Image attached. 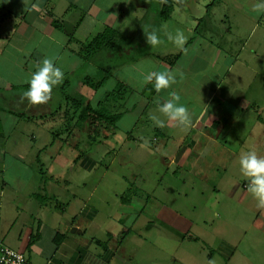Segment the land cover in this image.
I'll use <instances>...</instances> for the list:
<instances>
[{"label": "crops", "instance_id": "crops-1", "mask_svg": "<svg viewBox=\"0 0 264 264\" xmlns=\"http://www.w3.org/2000/svg\"><path fill=\"white\" fill-rule=\"evenodd\" d=\"M255 3L0 2V124L28 127V151H0V241L34 264H264V208L239 165L249 143L264 157V13ZM107 29L115 48L80 55ZM177 30L181 45L168 39ZM152 32L157 45L147 43ZM44 58L64 75L33 105L23 94ZM151 71L175 81L157 91L144 79ZM85 77L104 82L93 90ZM119 85L123 96L112 97ZM172 91L191 114L186 128L158 111ZM82 96L116 123L91 134L75 111ZM229 204L248 217L238 231L224 228ZM216 205L223 219L209 214Z\"/></svg>", "mask_w": 264, "mask_h": 264}, {"label": "clouds", "instance_id": "clouds-1", "mask_svg": "<svg viewBox=\"0 0 264 264\" xmlns=\"http://www.w3.org/2000/svg\"><path fill=\"white\" fill-rule=\"evenodd\" d=\"M0 2L6 3L7 0H0ZM254 10L257 13H264V0H256ZM168 39L181 45L186 37L182 31L177 30L175 35L169 33ZM146 40L151 45L160 43L156 32L149 33ZM63 75L62 69L54 63L53 59L44 58L31 74L29 87L24 92V97L33 105L46 103L50 99L54 86L61 82ZM144 79L145 82H153L157 91L170 88L175 81L174 75L166 71H151ZM168 96L170 98L165 99L158 106L159 113L168 121L176 122L178 126L186 128L191 123V114L188 108L180 102L181 97L176 92H169ZM153 120L158 126H165L164 119L153 116ZM239 165L241 173L248 180L247 190L257 200V206L264 208V157L258 155L253 144L249 143L240 150Z\"/></svg>", "mask_w": 264, "mask_h": 264}, {"label": "trees", "instance_id": "trees-1", "mask_svg": "<svg viewBox=\"0 0 264 264\" xmlns=\"http://www.w3.org/2000/svg\"><path fill=\"white\" fill-rule=\"evenodd\" d=\"M171 1H165L163 4L164 12H162V18L168 19L170 17V11L172 9ZM115 32L112 29H107L104 33L94 38L87 46L83 47L80 51V55L89 59L95 55H98L104 50H109L115 48L116 39ZM104 80V79H103ZM96 81L91 77H85L84 83L88 85L93 90H96L103 84L104 81ZM122 85H119L117 91L112 93V97L123 96L121 92ZM120 98V97H118ZM75 111L79 112V119L81 122L88 121L90 124L91 134L97 135L100 127L104 124L114 125L118 120L117 115H112L108 113L104 108H95L90 103L85 100L82 96L81 99L76 100Z\"/></svg>", "mask_w": 264, "mask_h": 264}, {"label": "rangeland", "instance_id": "rangeland-1", "mask_svg": "<svg viewBox=\"0 0 264 264\" xmlns=\"http://www.w3.org/2000/svg\"><path fill=\"white\" fill-rule=\"evenodd\" d=\"M0 128L6 129L4 131L6 134H7V131L9 132L7 134V137H5V135H4V137L3 136L0 137V151H4V150L8 151V154H11V151H22L24 153H25V151H28V132H27L28 131V127L25 124L1 123L0 124ZM148 142L149 141H146V143H148ZM134 151H136V149H134ZM25 156H26V154H25ZM26 158L28 159V156H26ZM17 163H19V162H17ZM105 163L107 164V161H105L104 164ZM107 174H106L107 178H111V174L112 173L108 172ZM231 174H233V172H231ZM216 206H217V209L210 207L211 211H210L209 214L213 215L214 212L218 211L220 213V215H221V218L223 219L224 213H222L220 211V206L219 205H216ZM227 206L231 208V211L228 212V213H231V215L230 214H226L224 216V219H225L224 220L225 221L224 228L226 230L229 229L228 232H234V230H237L238 227L241 226V224H246V221H247L248 217H245V215L243 213V210H242L243 206H240V205H237V204H229ZM209 217L212 218V216H209ZM262 222L264 224V218H262ZM219 223H221V222H219ZM228 226H230L231 229L228 228ZM209 227H211V226H209ZM250 234H251V236L252 235L254 236L253 232H251V231H250ZM257 237H259L261 239L260 242H261V244H263L264 240H262V238L264 236H261V235L258 234ZM219 238H220V236H219ZM248 238H249V236L246 237V240ZM254 238H255V236H254Z\"/></svg>", "mask_w": 264, "mask_h": 264}, {"label": "built area", "instance_id": "built-area-1", "mask_svg": "<svg viewBox=\"0 0 264 264\" xmlns=\"http://www.w3.org/2000/svg\"><path fill=\"white\" fill-rule=\"evenodd\" d=\"M247 188V184L244 185ZM0 264H34L20 251L8 247L0 241Z\"/></svg>", "mask_w": 264, "mask_h": 264}]
</instances>
